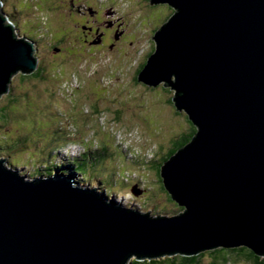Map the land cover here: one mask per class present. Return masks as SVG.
<instances>
[{"label":"water","instance_id":"95a60500","mask_svg":"<svg viewBox=\"0 0 264 264\" xmlns=\"http://www.w3.org/2000/svg\"><path fill=\"white\" fill-rule=\"evenodd\" d=\"M150 1L174 12L138 81L171 87L196 128L160 169L182 212L144 213L76 175L29 178L1 160L0 264H132L237 248L264 258V0ZM3 15L0 2V96L38 65Z\"/></svg>","mask_w":264,"mask_h":264},{"label":"rangeland","instance_id":"374dc122","mask_svg":"<svg viewBox=\"0 0 264 264\" xmlns=\"http://www.w3.org/2000/svg\"><path fill=\"white\" fill-rule=\"evenodd\" d=\"M0 2L5 24L31 41L39 74L19 71L9 91L0 96V161L31 178L38 170L46 175L69 165L89 152L88 143L91 152L108 146L107 158L90 169L97 179L81 183L97 185L101 191L107 188L109 194L124 198L126 206L144 213L179 214L154 167L174 142L189 136L192 124L184 111L176 109L171 87L164 83L151 87L137 80V72L155 50V32L173 9L151 5L150 0ZM103 4L115 15L78 13ZM106 21L118 29H107ZM85 23L90 35L84 40ZM102 33L104 41L99 44ZM231 258L228 264H252L241 255ZM212 262L213 255L205 254L202 263Z\"/></svg>","mask_w":264,"mask_h":264},{"label":"trees","instance_id":"16d2710c","mask_svg":"<svg viewBox=\"0 0 264 264\" xmlns=\"http://www.w3.org/2000/svg\"><path fill=\"white\" fill-rule=\"evenodd\" d=\"M146 62H147V59H146ZM146 62L144 64H146ZM144 64H143V66H144ZM141 69H143V68L141 67L140 70L137 72V80H138V75L141 72ZM38 75L39 74L37 71L32 74V76H38ZM167 89L170 91L169 88H167ZM195 133H196V128L192 125V131L189 134V136H183L172 144L173 147L169 151V153H167L164 157H162L161 162L158 163L157 165H155V167H154L157 169L159 177H160V169H161L162 165L166 161H168L178 150H180L181 148L186 146L193 139V137L195 136ZM86 147H87L86 152L87 151H89V152L82 154V156H80L78 158L71 159L72 163H69V165L62 166L63 168H59V167L56 168L55 167L54 170H56V169L61 170L64 173L73 174V175L77 174V175L81 176L80 181H84V182L87 181L88 183L91 181V179L96 180L98 176H93L92 174H90V169H92L96 165L102 163L104 161V159L107 158L106 156H108L107 155L108 146H103V148L100 149V152L99 151L91 152V145L89 143L86 144ZM53 168H54V166H53ZM45 170H48V168L46 167ZM39 171L40 170L37 171V174H39ZM52 172L53 171H49L48 174H46L45 176L51 175ZM112 177L113 176L111 175L110 176L111 181H112ZM160 182H161V179H160ZM100 183H101V181H100ZM161 184H162V182H161ZM161 187H163V185ZM102 189L104 191H106L107 193L109 192L107 188L104 189V187H103ZM163 189H164V187H163ZM164 191H165V189H164ZM109 195H112V194H109ZM169 200H171L170 197H169ZM178 210H179V212H182L181 208H179ZM207 253L210 255H213L212 264H228L232 260V258H231L232 254L241 255V256H243V258L252 262V264H264V258L256 256L253 252H251L250 250H248L246 248L216 249L213 251H208ZM207 253L204 252V253H201V254L193 256V257L176 255L175 257H166L164 259L142 260V261L133 260L132 264H203L202 260L205 256V254H207Z\"/></svg>","mask_w":264,"mask_h":264},{"label":"flooded vegetation","instance_id":"af4514ba","mask_svg":"<svg viewBox=\"0 0 264 264\" xmlns=\"http://www.w3.org/2000/svg\"><path fill=\"white\" fill-rule=\"evenodd\" d=\"M72 6H75L74 4L72 5ZM105 7V8H104ZM97 10H95L94 8H92V7H90V6H88L87 7V10H85V9H77L78 10V13L79 14H81L82 16H86V15H89V17H90V15H91V17L93 16H97L98 15V12L99 11H106L107 12V16H114L115 15V11H114V9L112 8V7H106V6H104V4H103V6L102 7H97L96 8ZM111 21H106L105 22V26H106V28L108 29H110V28H114V27H116L117 29H118V25H116V23H114V22H111ZM119 22V21H118ZM88 23V22H87ZM118 24V23H117ZM119 24H123V22L121 21V22H119ZM81 27H83V29H82V33H83V38H84V40L85 39H87L88 38V36L90 35V26L88 25V26H86V23H85V25L83 24ZM99 31V30H98ZM104 36H105V33H102L101 35H99V38H98V40L96 41V42H98L99 44H101L103 41H104ZM116 37V36H115ZM118 37V36H117ZM114 47V46H113Z\"/></svg>","mask_w":264,"mask_h":264}]
</instances>
